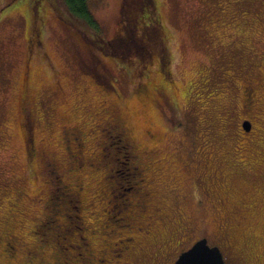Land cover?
Masks as SVG:
<instances>
[{"label":"rangeland","instance_id":"1","mask_svg":"<svg viewBox=\"0 0 264 264\" xmlns=\"http://www.w3.org/2000/svg\"><path fill=\"white\" fill-rule=\"evenodd\" d=\"M140 3L89 0L96 32L0 0V264H173L198 239L264 264V0H153L158 38ZM63 193L57 252L38 222Z\"/></svg>","mask_w":264,"mask_h":264},{"label":"trees","instance_id":"2","mask_svg":"<svg viewBox=\"0 0 264 264\" xmlns=\"http://www.w3.org/2000/svg\"><path fill=\"white\" fill-rule=\"evenodd\" d=\"M30 1V4L32 6V8H35V7H38V5L43 2L44 0H29ZM11 1L7 2L6 3V6L10 5ZM61 3L63 5V7L66 9V12L69 16H71L72 18H74L76 21H79L83 27H85V29H89L90 31H98L99 29V26L97 24V22L95 21V18L93 17L92 15V12L90 11V7H89V0H61ZM152 5H153V0H141V3H140V10L142 12H147L146 14V17L145 18H149L150 22L145 26L144 28V31H148L149 35L152 37V38H158V32H156V24H158V20L156 19V16L154 15L153 11H152ZM6 6L0 8V12H2ZM143 34V32H142ZM136 40L134 42L130 41V40H127V38H125L129 43L131 44H134V45H138L139 48H143V45H144V39L142 38V35L141 36H136ZM162 48V45L159 43V46L158 48L161 49ZM107 53H111L109 51H107ZM115 53V52H114ZM147 55V52L146 51H143V53L140 55V57H144ZM26 113V112H25ZM23 124L25 126V129H26V132H24V136H26V146H27V141H29V145L32 146V143H30V139L27 138V136L30 134V127H29V121H28V118H27V113L23 116ZM244 127V126H243ZM245 128V127H244ZM113 130L111 128H109L108 132H112ZM121 133V131H120ZM106 135V137L109 139V141H104V148L103 149H108V147H112L113 144L110 142V136L108 133H103ZM122 147H126L127 145L126 144H122L121 145ZM32 150L33 148L32 147H29V154L32 155ZM35 150V149H34ZM126 150H127V147H126ZM36 151V150H35ZM129 156V155H128ZM129 160V159H128ZM30 161H31V158H30ZM48 161H51L52 160H46V162ZM50 162V164H51ZM54 165H56V163H53ZM133 171H132V184L127 188L125 189V191L127 192L129 190V188L133 189L136 187L138 181H139V171H138V168H135L133 166ZM117 184H119L118 182H116ZM66 189L63 190V192H65ZM65 196L64 193L63 195H60L59 197L60 198H54V200L52 198L49 199L48 203H50L48 205V207H50L51 209L47 212V213H51V214H46L38 223V225H45V227H47L48 229L46 230V237L49 238L48 240L51 241L52 245L54 246V249L59 252L61 251V249L63 248V245H61V243L58 241V237H60V239L64 240L65 238V235H71V231H74L76 230V221H75V218H73L71 215L69 214H66L64 211V207H65V200L62 199V197ZM112 196L115 198L114 202L119 201L120 199L118 198V196H116V194L114 192H112ZM76 197V195H75ZM120 197V196H119ZM119 199V200H118ZM78 202H79V197H76L74 198V202H73V210L71 209L70 211H75V209L77 210L78 208ZM120 203V201H119ZM42 204H45V201L42 202ZM119 207V206H118ZM114 212H117V206H114ZM112 210V212H113ZM119 211L121 210L118 209ZM111 212V211H110ZM62 215V218L60 219V221L58 222H53V224L51 223V225L49 226V222H51L53 219L52 218H55V216H61ZM64 221H73L75 223L74 226H72L73 228H67L64 225ZM48 223V224H47ZM80 223V222H79ZM82 225V224H81ZM35 227V226H34ZM78 227V226H77ZM43 228V230H44ZM78 228H81V226H79ZM37 230H40V229H37ZM40 233V232H38ZM51 233H53V236L52 237H48V235L50 236ZM61 233V234H59ZM41 234V233H40ZM42 235V234H41ZM63 235V236H62ZM6 241H9L6 240L3 242L5 244ZM9 242H13L12 241H9ZM64 242V241H63ZM49 243V242H48ZM73 243V242H72ZM121 243V241H120ZM63 244V243H62ZM75 244V243H73ZM49 245V244H48ZM69 246V244H68ZM81 245H78V244H75V245H70V248L73 247V248H78L80 247Z\"/></svg>","mask_w":264,"mask_h":264},{"label":"water","instance_id":"3","mask_svg":"<svg viewBox=\"0 0 264 264\" xmlns=\"http://www.w3.org/2000/svg\"><path fill=\"white\" fill-rule=\"evenodd\" d=\"M244 126L249 130L251 123L247 121ZM174 264H225V261L219 247H209L206 241H200L182 253Z\"/></svg>","mask_w":264,"mask_h":264},{"label":"flooded vegetation","instance_id":"4","mask_svg":"<svg viewBox=\"0 0 264 264\" xmlns=\"http://www.w3.org/2000/svg\"><path fill=\"white\" fill-rule=\"evenodd\" d=\"M253 94V92H252V89H250L249 91H246V93H245V95L246 96H248V95H252ZM246 122H247V120H246ZM250 122V121H249ZM245 127V126H244ZM245 130H247L246 128H245ZM250 130V129H249ZM248 130V131H249ZM121 134H122V131H121ZM73 194L72 195H80V191H75V192H72ZM71 222V221H70ZM63 226H65L66 227V225L64 224ZM73 228V227H72ZM83 239V238H82ZM5 241V240H4ZM201 241V239H198L194 244H196V243H198V242H200ZM14 243H16V241H13ZM10 242L9 241H6L5 242V244L7 245V244H9ZM84 243V241H82V244ZM82 244H78V245H81L79 248H78V250H80L81 251V248H82ZM193 244V245H194ZM217 246V245H216ZM213 247V246H212ZM217 247H219V246H217ZM220 248V247H219ZM221 250V249H220ZM222 252V251H221ZM82 256H83V258H85V259H87L88 258V254L87 253H83L82 254ZM175 261L176 260H174L173 261V264L175 263Z\"/></svg>","mask_w":264,"mask_h":264},{"label":"bare ground","instance_id":"5","mask_svg":"<svg viewBox=\"0 0 264 264\" xmlns=\"http://www.w3.org/2000/svg\"><path fill=\"white\" fill-rule=\"evenodd\" d=\"M194 245H195V244H194ZM194 245H193V246H194Z\"/></svg>","mask_w":264,"mask_h":264}]
</instances>
